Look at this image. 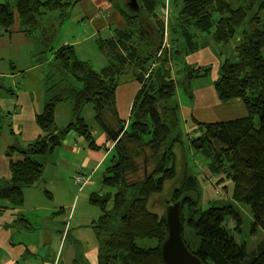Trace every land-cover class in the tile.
<instances>
[{
    "label": "trees",
    "instance_id": "obj_1",
    "mask_svg": "<svg viewBox=\"0 0 264 264\" xmlns=\"http://www.w3.org/2000/svg\"><path fill=\"white\" fill-rule=\"evenodd\" d=\"M178 1L179 6L172 8L168 47H164V18L157 10L161 0H142L146 15L155 17L159 24H146L139 20L140 13L129 12L137 17L134 18L119 10L127 27L115 30L107 40H97L108 58V65L99 71L79 59L71 45L61 46L54 53L53 39L58 27L70 17L74 0L0 2L3 31L11 33L17 11L21 31L33 43V57L44 66L45 105L36 115L41 136L24 145L19 135L9 131L13 141L5 157L10 178L0 186V203L5 201L8 206L1 204L0 212H15L12 227L33 230L20 213L24 191L44 189L52 198L43 188L47 158L69 134L83 138L91 150L101 149L92 133L96 125L113 145L111 165L101 181L116 189L109 208L110 196L90 195V202L101 209L93 225L100 244L99 264H165L161 251L168 235L165 212L176 202L182 203L184 241L204 264H264V238L248 250L227 230V218L240 225L233 206L214 200L203 208L204 190L188 166L176 96L180 87L193 99L192 83L209 77L213 71L212 65L189 64L188 56L207 48L216 52V48L227 47L242 33L235 42L234 55L221 63L214 89L223 103L242 99L247 116L198 122L201 134L191 137L189 146L207 159L210 173L219 177L216 185H221L226 176L241 188L239 199L252 212L254 230L264 232V0ZM139 5L142 14L140 2ZM47 12L60 13L54 24L44 21ZM51 53L54 58L48 62ZM125 67L135 71V80L140 84L128 121L121 118L116 99L117 88L123 82L119 75ZM64 102L72 104V119L58 129L55 110ZM88 106L93 111L91 122L85 117ZM5 119L0 109V137ZM177 150L181 151V162L176 157ZM76 177L91 179L84 173ZM84 187L79 184L78 190ZM187 228L194 234L195 249L185 237ZM79 263L83 264L80 259Z\"/></svg>",
    "mask_w": 264,
    "mask_h": 264
},
{
    "label": "crops",
    "instance_id": "obj_2",
    "mask_svg": "<svg viewBox=\"0 0 264 264\" xmlns=\"http://www.w3.org/2000/svg\"><path fill=\"white\" fill-rule=\"evenodd\" d=\"M0 2H3V0H0ZM74 2L72 9L79 11V16L74 21L77 20L81 29L79 30V26H76V33L72 34L64 42L62 41L59 47L71 45L74 47L79 59L92 66L95 70L104 69L108 64V58L102 53L97 40H107L113 37L115 30H125L127 24L124 23L116 9L107 0H74ZM166 8L165 4H159L157 10L159 14L161 12L163 15L161 17L164 18L165 33L167 35L169 19L165 21L164 11ZM172 17L171 8L170 18ZM10 30L11 33H5L0 26V109L6 118L0 137V186L6 185L10 178L9 162L5 157L6 150L13 141V135L9 134L10 129L20 136V140L24 145L36 141L42 132L36 123V115L43 111L45 105V92L42 85L44 66L39 65L35 57H33V43L22 33L20 17L17 11H15L14 23ZM170 30L171 33L168 35L171 36L172 28ZM169 39L171 40V37ZM169 45L170 43L167 45L164 40V47ZM59 47H54V53ZM54 53L48 56V62L54 58ZM214 55L219 56V53H211V50L207 48L188 56L187 62L189 64L198 66L212 65L213 71L209 77L197 79L192 83L193 99L188 97L180 87L177 88L176 92L180 106V127L183 141L186 148H189L188 154L194 155L192 158L189 157L187 159L194 163L199 162L196 165L199 166L200 173L196 176L200 179L204 190L202 197L203 208H207L214 201L211 192H209L210 188L206 187L205 181L210 184L214 181L212 179L215 176H212L208 169L207 159L190 148V138H197L201 134L198 122H223L247 116L246 107L241 99L235 98L227 103L219 100L214 89V81L218 73L211 60ZM124 69L119 75L123 82L117 88L116 99L121 118L128 121L134 100L140 90V84L135 80V71L133 69L126 67ZM8 89L14 93L9 92ZM179 90L188 97L187 102L183 104L180 102ZM88 118L92 120L93 113H90ZM71 119L72 104L70 102L58 104L55 110L57 128L61 129L67 126ZM92 133L96 139V144L101 147L100 150L89 149L83 138L71 133L61 146L57 147L48 156L46 173L47 176H50L53 183L56 182L61 188L65 187L68 184L66 179L69 176L68 178L73 182L74 189L77 190L78 186L74 184V178L76 175L84 173L91 176L87 186L91 190L96 187L92 180L106 161H110V157L113 154V145L108 143L105 134L96 125L92 126ZM176 152L179 159H181L178 153L181 151L177 150ZM179 159L178 161L181 162ZM50 168L52 169L51 171L48 170ZM55 169L59 170L54 173ZM203 175L207 177L203 179ZM41 191L43 189H26L24 191L25 202L20 210V213L28 219L35 231H24L12 227L11 223L16 220L15 212L7 211L5 214H0V264H20L21 260L25 264H36L32 263L31 260H37V258L42 260L41 264H80L79 259L83 264H99L100 247L97 248L95 253H91L90 249H86L84 254H78V257H75L71 250H66V241L68 239L72 240L74 238L76 241L83 243L76 231L71 234V224L64 226L63 235L59 237L57 235L59 226L47 224L48 221L60 224L59 217L55 216L53 212L50 215H54V218L47 215L42 219H40V216L34 219L31 215L28 217L24 214L28 209L27 204H25L27 199L29 197H38ZM69 194L71 195L70 192ZM43 209V212L48 214L50 208L46 209L44 207ZM75 210L76 205L72 203L69 214L71 220L75 215ZM39 219L40 222L43 221L44 223L37 224ZM62 221L66 224L65 220ZM51 229L52 231H50ZM33 233H38V238H32ZM33 244H36L43 251L47 247L53 248V256L48 259L49 252L47 251L45 254L37 252ZM26 253L28 254L27 258L25 256Z\"/></svg>",
    "mask_w": 264,
    "mask_h": 264
},
{
    "label": "rangeland",
    "instance_id": "obj_3",
    "mask_svg": "<svg viewBox=\"0 0 264 264\" xmlns=\"http://www.w3.org/2000/svg\"><path fill=\"white\" fill-rule=\"evenodd\" d=\"M143 8V13H140V18L139 20L145 22L146 24L149 25H153L154 23L159 24V20H157L155 17L154 19H151L150 16L148 17V15H146L145 13V5L142 3V0H138ZM231 1V0H230ZM3 2H9L11 4H14L15 0H3ZM107 2L116 9V12L121 16V19L124 21V23H126V19H124L125 16H123L124 14H121V10H124L126 12V14H128L129 16H133L134 18L135 15H131V13H129V11L126 9L125 5H124V0H107ZM169 3V6H168ZM232 3L237 6L238 2L236 1H232ZM241 3V1H240ZM161 5L165 4L166 5V10L164 11V17H165V21L166 19H169L168 21V25H169V31L167 33V35L169 33H171L170 30V25H171V18H170V12H171V8H174V6L177 5V7L179 6V1L178 0H161L160 2ZM173 4V6H172ZM163 8V6H162ZM120 10V11H119ZM148 10V9H147ZM257 8H255L253 10V14H255ZM84 13V12H83ZM138 13V12H137ZM149 13V12H148ZM136 14V13H135ZM151 15V13H149ZM48 17L44 19V21L46 23L49 24H54L55 23V18L56 16L59 17L60 13H50L47 12L46 14ZM45 15V16H46ZM80 15H84V14H80ZM88 15V14H85ZM90 15V13H89ZM167 15V18H166ZM79 16V11L77 9H72L71 10V15L68 18V20L64 21L57 30V35L56 37L53 39V47H59L60 43L63 41H65L66 39H69V37L72 34L76 33L77 27L79 26V30L81 29V26L77 23V20L74 21V19H76ZM160 16H163L160 12ZM90 17V16H89ZM73 24H72V23ZM137 23V22H135ZM134 23V24H135ZM242 33L240 32L237 36V38L234 41H231V43L227 46V47H219L216 48L218 49L216 52H214L213 50H211V53H219L218 55H214V57L211 59L212 62L215 65V69H217V71H219V67L221 65V63L227 58L228 55H234V47L236 45L235 42L238 41V39H240V36ZM164 35H166L165 31H164ZM165 36L164 40H165V44H169L170 43V35ZM204 39V37H202ZM207 39V38H206ZM208 41H210L209 39H207ZM170 46V45H169ZM226 48V49H224ZM108 65V64H107ZM217 77V76H216ZM215 77V78H216ZM180 94V102L181 104L187 102V96L181 91H178ZM139 93V91H138ZM137 93V94H138ZM137 96V95H136ZM242 100V99H241ZM243 101V100H242ZM244 103V101H243ZM245 105V103H244ZM246 107V106H245ZM247 110V109H246ZM92 114V106H88L85 110V117L88 119L89 122H91L88 118L89 114ZM41 129V128H40ZM42 131V130H41ZM42 134V132H41ZM41 136V135H40ZM189 148L186 149V157L187 158H192V156L194 155H189L188 154ZM181 156V152H178ZM113 155V154H112ZM111 155V156H112ZM176 157L177 159H179L177 152H176ZM182 160V156L181 159ZM191 160V159H190ZM197 164H199V162H196ZM196 163H194L193 161H189L188 160V166L189 169L191 170V172L194 175H198L200 173V169L199 166L196 165ZM111 165L110 161L107 160L106 163L104 164V166L100 169L99 173L93 178L92 182H94V184L96 185V187L94 189H90L89 186H87V184H89L90 179H83V181H86V184L84 186H87L86 189L84 191H79L78 189L75 190L74 186H73V182L71 181V179H69L67 177V182L68 184L65 185V187H62L60 185H57L56 182L53 183L50 179V176L46 175L44 176V182H43V188H45L49 193H51L52 198H49L46 191H41L40 195L38 197H29L26 201L25 204H27L28 209L24 212V214L26 216L29 217V215H31L32 218H37L38 216H40L42 218H44L47 215H50L52 212L55 214V216L59 217L58 219L60 220V224L54 223V221H48L47 224L50 226H59V232H58V236L61 237L62 231L64 230V226L65 225H72L71 226V234L73 233V231H76L78 236L82 239L83 243H80L78 241H76L74 238L68 239L66 241V245L67 248L66 250H71L74 254L75 257H78V254L83 255L84 251L87 249H90L91 253H95L97 248L100 247V244L95 236V232L93 230V225L94 223H96L99 220V217L101 216V209L96 206L93 205L90 202V195L92 193H99V194H103L106 196H110V203L108 205V208L112 206V196L114 195V193L116 192V189L109 187V186H104L102 184V176H104L107 167H109ZM49 171H51L52 169H48ZM59 170V169H55L54 173ZM207 176L203 175V179H205ZM48 178H49V182H48ZM218 177L213 178L212 180H214L213 182H211L210 184L208 182L205 181L206 183V187H208L209 192H211V196L212 198H214V200L218 199L220 201H222V205L223 206H233L235 208V210L237 211V213L240 216V225H237V221L233 220L232 218H227V222H226V228L229 231V233L232 235V237L235 239V241L241 245V246H245L248 250L253 249L254 247H256V245L264 238V232L257 228L254 230V223H253V216H252V212L250 210V208L241 203L239 196L242 193L241 188L237 187L236 185H234V183L232 182V180L228 177H224L221 185H216L218 179ZM213 183H215L217 188H214L215 185H213ZM77 186L79 184L75 183ZM69 185V187H68ZM70 188V190H68ZM34 192V191H31ZM69 192L71 193V195L69 194ZM72 203H74L76 205V210H75V215L72 218V220L69 217L70 214V210H71V205ZM210 203V202H209ZM3 204L4 206H8V203L5 201H2L0 203ZM11 205V204H9ZM42 207V209H40ZM50 208V210L48 211V214L44 213V209L43 208ZM163 209L161 206H159L158 211H161ZM8 210L4 211L3 213L0 212V214H5ZM12 212V211H10ZM54 215H50L51 218ZM40 219L37 221V224L41 223L43 224L44 222L41 221ZM52 220V219H51ZM65 220L66 224L62 221ZM71 223H70V221ZM34 223V221H32ZM13 224V223H11ZM17 229V228H16ZM31 231V230H30ZM33 231H35V228H33ZM52 231V229L50 230ZM64 233V232H63ZM38 233H33L32 234V238H38ZM73 237V235H72ZM185 237L187 239H189L193 245H191L192 249H195V245H194V234L192 233V231L187 228L186 232H185ZM35 248V250H37V252L39 251L42 254H45L47 251L49 252V256L48 259H50V257L53 256L54 254V249L47 247L45 251L41 250L39 247L36 246V244H33ZM26 258L28 257V254L26 253ZM41 259L37 258V260L32 259L31 262L32 263H36V264H41ZM82 262V261H81ZM20 264H25L23 263V261L21 260Z\"/></svg>",
    "mask_w": 264,
    "mask_h": 264
},
{
    "label": "water",
    "instance_id": "obj_4",
    "mask_svg": "<svg viewBox=\"0 0 264 264\" xmlns=\"http://www.w3.org/2000/svg\"><path fill=\"white\" fill-rule=\"evenodd\" d=\"M124 5L131 13L141 12L138 0H124ZM181 211V202H176L166 208L165 222L168 235L161 245L163 262L165 264H204L196 254L189 250L184 241Z\"/></svg>",
    "mask_w": 264,
    "mask_h": 264
},
{
    "label": "built area",
    "instance_id": "obj_5",
    "mask_svg": "<svg viewBox=\"0 0 264 264\" xmlns=\"http://www.w3.org/2000/svg\"><path fill=\"white\" fill-rule=\"evenodd\" d=\"M75 183L84 186L86 184V181H83L81 177H76Z\"/></svg>",
    "mask_w": 264,
    "mask_h": 264
}]
</instances>
